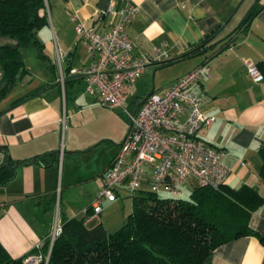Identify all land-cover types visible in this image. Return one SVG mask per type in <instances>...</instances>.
I'll use <instances>...</instances> for the list:
<instances>
[{"label":"crops","instance_id":"1","mask_svg":"<svg viewBox=\"0 0 264 264\" xmlns=\"http://www.w3.org/2000/svg\"><path fill=\"white\" fill-rule=\"evenodd\" d=\"M98 1L48 0L47 22L36 33L44 55L39 56L34 46L22 48L28 74L0 99V164L9 161L14 167L13 176L0 184V242L12 257L40 253L54 222L63 218H83L88 227L102 223L107 232L125 221L124 213L115 219L107 215L111 207L119 206L118 199L125 205L124 186L113 201L102 200L99 213H93L90 203L129 122L125 124L120 116L122 108L97 106L96 94L86 90L84 76L67 78L72 75L69 68L96 58L75 25L84 22L104 31L114 19L111 13L102 14ZM129 1L137 5V14L126 28L133 55L152 53L164 43L165 61L170 62L149 65L125 104L129 101L132 110L140 104L143 96L133 92L140 79L149 80L153 91L161 92L176 78L207 63L208 75L191 89L200 96L203 112L214 119L198 136L222 151V161L230 169L227 186L246 185L264 198V80L254 82L244 63L246 59L264 63V0ZM255 3L262 5L260 10L246 27H239ZM243 4L245 14L239 23L234 16ZM219 25L223 26L219 34L205 41ZM236 28L231 38L207 51L176 59ZM63 113L68 118L66 127L59 122ZM255 205L248 225L264 236V199ZM203 264H264V243L253 235L239 236L218 245Z\"/></svg>","mask_w":264,"mask_h":264},{"label":"trees","instance_id":"2","mask_svg":"<svg viewBox=\"0 0 264 264\" xmlns=\"http://www.w3.org/2000/svg\"><path fill=\"white\" fill-rule=\"evenodd\" d=\"M47 1L0 0V99L28 74L21 49L34 46L44 55L36 33L47 22ZM261 6L255 3L239 27H246ZM221 26L207 33L205 41L215 38ZM236 30L203 48L228 40ZM257 67L264 74V63ZM13 168L0 164V184L13 176ZM262 199L246 185H195L186 199L143 189L131 197L132 211L114 232L102 223L88 227L83 218H63L61 232L50 248L49 239L44 240L42 258L35 264H203L218 245L239 236L253 235L264 243V236L248 225L251 210ZM25 257H12L0 242V264H27Z\"/></svg>","mask_w":264,"mask_h":264},{"label":"built area","instance_id":"3","mask_svg":"<svg viewBox=\"0 0 264 264\" xmlns=\"http://www.w3.org/2000/svg\"><path fill=\"white\" fill-rule=\"evenodd\" d=\"M105 13L114 15L109 29L98 31L84 22L75 25L77 34L86 42L95 61L71 67L69 74H82L85 88L96 94L104 107H120L128 118V129L111 164L101 174L100 187L90 203L93 213L101 211L102 200L113 201L120 186L133 197L146 186L154 193L181 195L190 180L194 186L218 189L226 183L230 169L222 161V151L199 138L198 131L208 126L214 116L201 109V98L191 85L208 75L209 65L202 63L176 78L161 92L153 91L142 99L136 109L124 106L136 79L151 64L168 58L165 44L152 53L134 56L126 28L137 14V5L126 0L109 2ZM246 74L254 82L264 80V74L251 59L244 61ZM64 75H61L63 80ZM59 122L66 127L65 113ZM61 232L54 222L47 237L49 248ZM38 245L36 248H39ZM40 253L26 256L27 264H35Z\"/></svg>","mask_w":264,"mask_h":264},{"label":"rangeland","instance_id":"4","mask_svg":"<svg viewBox=\"0 0 264 264\" xmlns=\"http://www.w3.org/2000/svg\"><path fill=\"white\" fill-rule=\"evenodd\" d=\"M245 6V4H243L238 12L235 14V19H238V22L241 21L242 17L244 16L245 13H241V10L243 9V7ZM245 12V11H244ZM240 23V22H239ZM151 82L147 79H140V82H138L135 86V89L133 92H135L137 95L139 96H145L147 93L150 92L151 90ZM97 101V100H96ZM98 103V102H96ZM99 107H102L101 104L98 103ZM125 106L129 109V110H132V105L131 103L128 101ZM94 112V110H93ZM125 113L121 112L120 116L122 118H125V124L128 123V118L126 116V114L124 115ZM64 149V146L63 144L61 145L60 147V151H63ZM194 186V182L192 180H190L188 182V184L183 188L182 190V193L181 195L178 197V198H188L189 197V193L191 192L192 188ZM144 190L146 191H149V189L144 186L143 188ZM160 196H170L167 192H160L159 193ZM124 201H125V205L121 202V199H118V203H119V206L117 207H111L109 210H108V213L107 215H109L111 217V219H115V217H120L123 215V213L125 214V220H127L128 218V215L131 213L132 211V203H131V197L129 196V192L127 191V189H125V196L123 197ZM123 222V221H122ZM122 224V223H120ZM118 228V227H117ZM112 230H115V229H112ZM114 232V231H112Z\"/></svg>","mask_w":264,"mask_h":264},{"label":"water","instance_id":"5","mask_svg":"<svg viewBox=\"0 0 264 264\" xmlns=\"http://www.w3.org/2000/svg\"><path fill=\"white\" fill-rule=\"evenodd\" d=\"M110 1H111V0H99V1H98L97 7H98V9L102 12V14H105V12H106V10H107V6H108V4H109ZM222 27H223V26H221V28H222ZM221 28L216 32V34L219 33V32L222 30ZM210 32H212V30H211ZM216 34H215V35H216ZM225 37H226V36H224L222 39H224ZM222 39H220V40H218L217 42H215L214 45L217 44L218 42H220ZM205 43H206V42H205ZM205 43H202V44L198 45V46L195 47L192 51H194V50H198V49H200L199 53H203V52L207 51V50H208V47L203 48V45H204ZM81 76H83V75H82V74H72V75H70V76L67 77V78H75V77H81ZM151 92H153V88H151L150 92L147 93L145 96H143L142 99L146 98ZM7 165L10 166L9 161L7 162Z\"/></svg>","mask_w":264,"mask_h":264}]
</instances>
